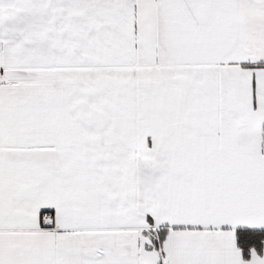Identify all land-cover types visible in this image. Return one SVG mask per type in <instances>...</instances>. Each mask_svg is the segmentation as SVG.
I'll use <instances>...</instances> for the list:
<instances>
[{
	"label": "snow or ice",
	"instance_id": "obj_1",
	"mask_svg": "<svg viewBox=\"0 0 264 264\" xmlns=\"http://www.w3.org/2000/svg\"><path fill=\"white\" fill-rule=\"evenodd\" d=\"M0 264H264V0H0Z\"/></svg>",
	"mask_w": 264,
	"mask_h": 264
}]
</instances>
